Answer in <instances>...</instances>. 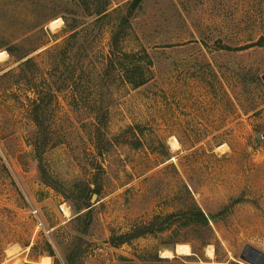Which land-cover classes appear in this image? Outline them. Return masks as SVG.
Segmentation results:
<instances>
[{"label":"rangeland","instance_id":"374dc122","mask_svg":"<svg viewBox=\"0 0 264 264\" xmlns=\"http://www.w3.org/2000/svg\"><path fill=\"white\" fill-rule=\"evenodd\" d=\"M133 2L0 0V264L264 254V0Z\"/></svg>","mask_w":264,"mask_h":264},{"label":"trees","instance_id":"16d2710c","mask_svg":"<svg viewBox=\"0 0 264 264\" xmlns=\"http://www.w3.org/2000/svg\"><path fill=\"white\" fill-rule=\"evenodd\" d=\"M143 0H134L133 8H136ZM127 20H122L120 26H124ZM30 60L25 62V65H28ZM129 75L128 81L135 87H139L144 83V75L143 73L136 72L133 70H128ZM209 219L206 215L201 211L198 206H194L191 210H187L185 212L179 214H171L164 217H158L154 222L143 226L141 228L136 229L131 235H123L118 238H112L111 243L113 246H120L126 244L129 241L134 239H138L148 234L154 233H164L167 231H171L174 227H208ZM52 256V251L49 252ZM182 259V258H181ZM158 261L170 262L169 259H160L157 257ZM178 260V259H174ZM210 264V263H204Z\"/></svg>","mask_w":264,"mask_h":264},{"label":"water","instance_id":"95a60500","mask_svg":"<svg viewBox=\"0 0 264 264\" xmlns=\"http://www.w3.org/2000/svg\"><path fill=\"white\" fill-rule=\"evenodd\" d=\"M240 260L246 264H264V254L252 246H246Z\"/></svg>","mask_w":264,"mask_h":264},{"label":"bare ground","instance_id":"6f19581e","mask_svg":"<svg viewBox=\"0 0 264 264\" xmlns=\"http://www.w3.org/2000/svg\"><path fill=\"white\" fill-rule=\"evenodd\" d=\"M60 25V20L58 19V20H55V21H52L51 23H50V27L51 28H55V27H58ZM61 26V25H60ZM49 27V28H50ZM6 53V52H5ZM5 53L4 52H1L0 53V57H2V56H4L5 55ZM6 56V55H5ZM173 138V137H172ZM172 144V146L171 147H173V149H175V150H177L178 148H179V143H178V141L176 140V139H174L173 140V142H171ZM179 150V149H178ZM70 214V213H69ZM66 216V215H65ZM207 255L209 256V257H212L213 256V248L212 247H209L208 249H207ZM164 257H172V253L171 252H169V251H166V252H164ZM46 260V259H45ZM44 260V263L45 264H49L47 261H45Z\"/></svg>","mask_w":264,"mask_h":264}]
</instances>
